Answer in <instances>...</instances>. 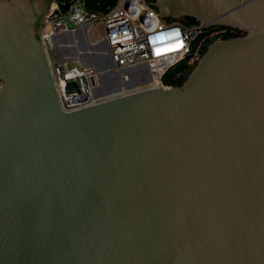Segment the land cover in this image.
I'll use <instances>...</instances> for the list:
<instances>
[{
    "label": "water",
    "instance_id": "95a60500",
    "mask_svg": "<svg viewBox=\"0 0 264 264\" xmlns=\"http://www.w3.org/2000/svg\"><path fill=\"white\" fill-rule=\"evenodd\" d=\"M155 5L245 34L153 87L90 24L56 34L99 78L66 112L40 36L51 1L0 0V264H264V0Z\"/></svg>",
    "mask_w": 264,
    "mask_h": 264
},
{
    "label": "built area",
    "instance_id": "2783aa9c",
    "mask_svg": "<svg viewBox=\"0 0 264 264\" xmlns=\"http://www.w3.org/2000/svg\"><path fill=\"white\" fill-rule=\"evenodd\" d=\"M50 1L51 15L40 36L50 57L60 106L66 112L94 103L90 97L97 85V74L93 68H84L79 60L71 66L70 62L53 58L52 38L56 34L86 24L91 25L90 29L98 25L104 29V35L97 40H108L117 69L148 63L158 85L171 86L182 78L188 65L200 59L202 42L217 33L213 26H204L200 21L190 24L186 17H164L155 5L156 0H117L104 10L91 8L88 0ZM200 37L202 42L198 44ZM181 66L177 78L169 80L170 73ZM69 74L72 76L68 77ZM67 81L76 83L80 92L69 93Z\"/></svg>",
    "mask_w": 264,
    "mask_h": 264
},
{
    "label": "bare ground",
    "instance_id": "6f19581e",
    "mask_svg": "<svg viewBox=\"0 0 264 264\" xmlns=\"http://www.w3.org/2000/svg\"><path fill=\"white\" fill-rule=\"evenodd\" d=\"M90 33V32H89ZM63 38L67 41L68 37L66 35L63 36ZM96 41L95 42H98L99 40H97V38L95 39ZM74 43V44H73ZM73 43H67V42H64V43H61L59 45V47L57 49H55L54 45H53V48L54 50L56 51V54H57V58L58 59H61V58H67L70 53L68 51V49H75L80 55L78 57V59L76 60H79V62L83 65L84 68H86L87 70H90L93 68V66H90V64L88 63L89 61L90 62H95V59L94 57L89 54L88 56H86V54H84L83 52H81L82 50V45H81V40L79 39V36L77 35H74V42ZM53 44V43H52ZM72 46V47H71ZM101 47L103 48V46L101 45ZM100 48V49H102ZM86 53V52H85ZM96 77L94 79H96V81L98 82L99 81V78H98V73L96 72ZM72 74H69L68 77H71ZM68 83V81H67ZM66 83V84H67ZM158 85V81L157 79L155 78L153 81H151V83L148 84L149 87H153V86H156ZM131 90H125V92H129ZM88 96V95H86ZM85 98V97H84ZM91 102L97 100L95 99V96L94 94L92 93L91 97Z\"/></svg>",
    "mask_w": 264,
    "mask_h": 264
},
{
    "label": "rangeland",
    "instance_id": "374dc122",
    "mask_svg": "<svg viewBox=\"0 0 264 264\" xmlns=\"http://www.w3.org/2000/svg\"><path fill=\"white\" fill-rule=\"evenodd\" d=\"M95 27L94 28H91L90 29V37H91V40L93 41V42H95L96 40V38H100V37H102L103 35H104V29L102 28V27H100V26H98V25H94ZM228 29V28H227ZM227 29L225 28V27H214V29H213V32H218V33H215V35L214 36H212V38L209 40L208 39V42H207V44H210V43H212L215 39H217V38H223V35H224V33H226L227 32ZM232 30V32L234 33V35L235 36H240V35H244L245 33H243V32H241V31H238L237 29H235V28H231ZM202 42V37H200L199 38V40L197 41V43L199 44V43H201ZM203 43V42H202ZM203 45V44H202ZM206 48H207V46L204 48V50H203V53L205 52V50H206ZM202 53V54H203ZM202 54H201V56H202ZM52 56H53V58H56V59H58L57 58V54H56V51L55 50H53V52H52ZM200 56V57H201ZM74 61H77V60H72V61H70V65L71 66H74L75 65V62ZM194 67H192V68H189V70H187V71H185L184 72V77L182 76V78L180 79V80H184L183 81V83L185 82V80L187 79L186 78V76L188 77V73H190V71L193 69ZM178 69H180V67H176L175 69H174V71H172L171 73H170V76H169V80H172V79H176L177 78V76H178ZM179 82H182V81H175V83L177 84V83H179ZM0 84H2V82L0 81Z\"/></svg>",
    "mask_w": 264,
    "mask_h": 264
},
{
    "label": "trees",
    "instance_id": "16d2710c",
    "mask_svg": "<svg viewBox=\"0 0 264 264\" xmlns=\"http://www.w3.org/2000/svg\"><path fill=\"white\" fill-rule=\"evenodd\" d=\"M65 2H69L71 0H63ZM117 0H88L89 5L91 6V8L96 9V10H104L106 9V7L110 6V5H114L116 3ZM99 3V5H98ZM186 21L187 23H196L197 19L194 17H186ZM227 29V27H225ZM231 28L227 29V32L224 33L223 38H230V37H235L234 33L231 31ZM239 31V30H238ZM183 66V65H182ZM182 66L180 67V69L182 68ZM167 82H171L169 80H166ZM178 81H182L179 83H172L174 85H182L184 80H178Z\"/></svg>",
    "mask_w": 264,
    "mask_h": 264
},
{
    "label": "flooded vegetation",
    "instance_id": "af4514ba",
    "mask_svg": "<svg viewBox=\"0 0 264 264\" xmlns=\"http://www.w3.org/2000/svg\"><path fill=\"white\" fill-rule=\"evenodd\" d=\"M217 33H218V32H217ZM214 35H215V34H214ZM214 35H213V36H214ZM215 36H216V35H215ZM209 38H210V37H209ZM209 38H208V39H209ZM211 38H212V36H211ZM211 38H210V39H211ZM208 39L202 43L203 45H202V48H201V53H200V54H202V53H203V50H204V48H205L206 46H208V45H209V44H207V42H208ZM210 39H209V40H210ZM197 62H198V61H194L192 64L188 65V67H187L186 71H187V70H189V68H192V67H194V66L197 64ZM183 74H184V73H183ZM188 74H189V73H188ZM183 77H184V75H183ZM186 78H187V76H186Z\"/></svg>",
    "mask_w": 264,
    "mask_h": 264
}]
</instances>
